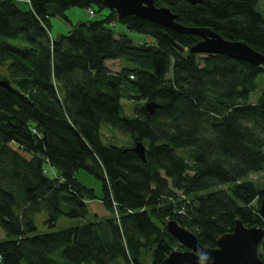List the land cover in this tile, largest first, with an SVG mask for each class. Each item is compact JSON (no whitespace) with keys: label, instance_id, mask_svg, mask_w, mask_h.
<instances>
[{"label":"trees","instance_id":"16d2710c","mask_svg":"<svg viewBox=\"0 0 264 264\" xmlns=\"http://www.w3.org/2000/svg\"><path fill=\"white\" fill-rule=\"evenodd\" d=\"M153 1L181 25L264 54V0ZM19 3L0 0V79L11 86H0V264H162L185 249L166 219L210 247L236 218L264 227L253 204L264 187L249 179L264 172V66L192 53L198 36L119 17L96 0ZM73 7L98 17L51 36L50 17L68 20ZM116 23L151 41L134 42ZM122 98L134 102L132 117L121 114ZM147 102L158 105L153 113ZM103 124L130 144H105ZM136 142L145 162L129 150ZM80 170L98 180L100 195L78 180ZM91 201L107 215L31 234L36 213L53 226L84 218ZM257 251L264 260V237Z\"/></svg>","mask_w":264,"mask_h":264},{"label":"water","instance_id":"95a60500","mask_svg":"<svg viewBox=\"0 0 264 264\" xmlns=\"http://www.w3.org/2000/svg\"><path fill=\"white\" fill-rule=\"evenodd\" d=\"M96 1L107 9L114 11L119 17L135 15L178 33L198 36V41L190 47L192 53L220 54L252 65L264 66V54L251 48L244 40L224 39L210 27L181 25L175 21V15L168 7L156 6L153 0ZM186 1L191 4H202L205 0ZM0 86L11 89L6 79H0ZM144 107L147 112L153 113L158 105L147 102ZM129 150L137 154L142 161H146L143 143L136 142ZM257 212L264 219V193L258 202ZM163 226L185 249L170 250L162 260V264H197V249L205 245L197 240L194 233L173 219H166ZM263 237V226H246L236 218L230 231L221 233L216 237L214 247H206L212 250V264H264V260L260 258L257 251Z\"/></svg>","mask_w":264,"mask_h":264},{"label":"rangeland","instance_id":"374dc122","mask_svg":"<svg viewBox=\"0 0 264 264\" xmlns=\"http://www.w3.org/2000/svg\"><path fill=\"white\" fill-rule=\"evenodd\" d=\"M19 1H20L19 5L22 9L28 8L27 0H19ZM92 9L98 10V6L96 4H92ZM107 12H108L107 9H101L99 11L100 14H104ZM65 15L68 17V20H64L57 16L50 17V21H51L50 34L54 38L59 37L60 34H65L68 31V29L71 27V25H75L80 21L93 18L94 16L98 17V15L92 16L89 9L79 8V7H73L69 10H66ZM110 26L116 32H123L127 34L129 38H131L134 42L151 41V38L148 35L140 34L133 30H130L121 23H116ZM113 63H109L108 66L110 67V69H112V71H117L121 62L115 61ZM122 63H128L130 66H133L132 63L125 62L123 60ZM263 80L264 78L262 75L258 76L257 83L259 87L262 86ZM256 95H257V90L252 93L251 96L252 101L255 100ZM121 102L123 104V109L121 111V114L127 117H132L134 115L133 112L134 102L131 100H127L125 98H122ZM101 134H102L103 142L107 145L110 144V145L128 146L130 144L128 137L116 132L106 124L102 125ZM45 166L48 168V173L51 176L53 174V170L48 165L45 164ZM77 178L84 185L93 188L96 195H100L101 193L100 183L98 182V180H96V178H94L93 176L89 175L88 173L82 170H80L77 173ZM249 179L256 182L259 186L264 187V172H260L258 174H250ZM176 193L180 194V191H176ZM253 204L255 207H257L258 205L257 202H254ZM88 207H89L88 214L84 218H68L63 216L60 217L57 221H55L53 226H49V224L46 222L47 216L44 211L38 212L34 217L36 229L31 234H41L51 230H56L68 226H75L77 224H81L86 221H92L95 218V213L100 217H104L107 215L106 210L102 208V206L99 204L98 201L89 202ZM3 236H4L3 231L0 229V238H2Z\"/></svg>","mask_w":264,"mask_h":264},{"label":"clouds","instance_id":"9594fccd","mask_svg":"<svg viewBox=\"0 0 264 264\" xmlns=\"http://www.w3.org/2000/svg\"><path fill=\"white\" fill-rule=\"evenodd\" d=\"M211 251L206 246H200L196 252L197 264H212L213 257Z\"/></svg>","mask_w":264,"mask_h":264},{"label":"built area","instance_id":"2783aa9c","mask_svg":"<svg viewBox=\"0 0 264 264\" xmlns=\"http://www.w3.org/2000/svg\"><path fill=\"white\" fill-rule=\"evenodd\" d=\"M27 1H29V0H27ZM89 11H90L91 15L93 16V11L91 9H89ZM180 212H182V210Z\"/></svg>","mask_w":264,"mask_h":264}]
</instances>
